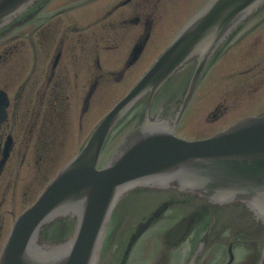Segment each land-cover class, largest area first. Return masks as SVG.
I'll return each instance as SVG.
<instances>
[{
    "label": "flooded vegetation",
    "instance_id": "obj_1",
    "mask_svg": "<svg viewBox=\"0 0 264 264\" xmlns=\"http://www.w3.org/2000/svg\"><path fill=\"white\" fill-rule=\"evenodd\" d=\"M162 1L36 0L0 29V107L6 101L0 121V252L14 219L91 132L93 106L105 103L111 86L130 88L171 40L154 32ZM199 64L204 69L193 79ZM149 101L145 97L136 108L137 123ZM263 114L264 16L251 17L230 33L205 63L198 58L185 63L150 105L153 119L187 140ZM189 197L195 196L177 189L126 195L109 227L102 263L112 264L109 241L120 249L114 264H130L132 255L136 264H208L206 254H215L208 251L228 235L227 253L232 245L236 264L237 248L246 240L222 227L228 211L212 209V229L205 234L199 227L204 213H178ZM165 205L147 228L140 227ZM141 211L146 214L130 224ZM187 217V233L171 244L172 229ZM219 229L223 235L215 240Z\"/></svg>",
    "mask_w": 264,
    "mask_h": 264
},
{
    "label": "water",
    "instance_id": "obj_2",
    "mask_svg": "<svg viewBox=\"0 0 264 264\" xmlns=\"http://www.w3.org/2000/svg\"><path fill=\"white\" fill-rule=\"evenodd\" d=\"M33 1L0 0V27ZM263 3L264 0H212L200 10L103 119L81 152L61 170L36 203L17 218L0 264H96L105 225L115 205L125 193L139 186L174 187L198 193L219 205L242 202L257 220L264 222V116L247 118L213 137L189 142L174 137L168 126L152 121L147 113L144 122L124 136L109 163L97 169L113 126L141 98L147 94L152 97L185 62L196 56L206 61L233 28ZM203 69L204 66L197 65L193 79ZM240 212L230 211L227 222L245 225ZM145 214L135 212L130 224ZM67 216L77 219L73 237L53 247L37 243L44 224ZM187 224L188 221L182 222L176 231ZM51 229L45 228L42 234H52ZM223 231H215V240ZM111 248L108 263L114 264L119 248L114 244ZM259 264H264V250Z\"/></svg>",
    "mask_w": 264,
    "mask_h": 264
},
{
    "label": "rangeland",
    "instance_id": "obj_3",
    "mask_svg": "<svg viewBox=\"0 0 264 264\" xmlns=\"http://www.w3.org/2000/svg\"><path fill=\"white\" fill-rule=\"evenodd\" d=\"M199 1L200 0H163L160 7H158V12L156 15L157 16L156 20H158V21L156 22V28H155L154 32H156V34L162 33V35H161L162 37H163V35L172 36L174 34V32H176L178 29H180V27L207 0H201V2H199ZM196 3H198V4H196ZM194 4H196V5H194ZM111 87H113V86H111ZM122 88H123L122 85L121 86H115V87L110 88V89L108 88V94H109L108 103L105 107H102L101 110H99V112L96 115H92L91 123L93 125L100 119L99 115L101 113L103 114L106 109H109L114 104V102L120 97L119 92H122ZM96 118H98V119H96ZM133 119H134V117H133ZM133 124L134 123H132L131 121H126L124 127H122V131H120L119 134H122L125 131L129 130L131 127H133ZM111 151H112L111 147L108 146V148H106V150L103 153V156L101 158L102 163L108 160V158H109L108 156L112 153ZM197 205H202V203L196 204L195 201H193L192 199H189L188 202L185 203V205H183V207L181 208L182 213H184V214L190 213L192 211V209H194ZM230 227H232L236 230H241V229L245 228L246 226L245 225H230ZM256 229H257V227H255L254 230H250V233L248 234V235H251V237H253L255 239L258 238V235H259L258 233H256L257 232ZM119 252H120V249H119ZM222 255L223 254L221 253L216 258L222 259L225 256V255L224 256H222ZM210 257H212V256L210 255L209 258ZM134 258H136V260ZM153 258H154V256L152 255L151 259H153ZM130 260H131L130 264H136L138 257L135 255H132Z\"/></svg>",
    "mask_w": 264,
    "mask_h": 264
},
{
    "label": "bare ground",
    "instance_id": "obj_4",
    "mask_svg": "<svg viewBox=\"0 0 264 264\" xmlns=\"http://www.w3.org/2000/svg\"><path fill=\"white\" fill-rule=\"evenodd\" d=\"M199 227H200V229H203V230L206 229V225H205L204 223H200V224H199ZM222 235H223V234H222ZM222 235H221V237H222ZM221 237H220V238H221ZM224 244H225V243H223V245H224Z\"/></svg>",
    "mask_w": 264,
    "mask_h": 264
}]
</instances>
